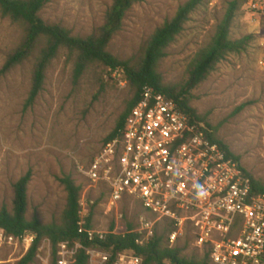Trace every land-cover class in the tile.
Listing matches in <instances>:
<instances>
[{
    "label": "rangeland",
    "instance_id": "obj_1",
    "mask_svg": "<svg viewBox=\"0 0 264 264\" xmlns=\"http://www.w3.org/2000/svg\"><path fill=\"white\" fill-rule=\"evenodd\" d=\"M187 0H141L125 14L122 27L110 40L107 51L122 61H131L153 30L170 19ZM219 0L200 7L183 32L168 48L158 65L163 83L177 84L185 78L188 64L206 46L222 18L226 4ZM232 21L233 39L250 37L246 49L229 54L193 91L190 106L204 126L213 129L239 165L264 184V0L243 2ZM111 0H50L39 12L46 24H59L72 36L86 37L102 24ZM22 36V28L0 16V68L7 54ZM76 56L60 49L45 74L43 90L31 107L24 108L33 58L0 76V209L11 211L14 184L30 173L25 218L42 224L57 222L65 205V191L59 179L70 176L75 185L88 189L91 225L106 230L114 214L103 215L105 191L93 186L78 172L104 145L132 89L122 73H109L99 64L89 65L75 79ZM121 225L136 226L139 206L125 200L119 206ZM171 228L166 222L155 226V234ZM169 244V243H168ZM37 252L46 264H54L43 239ZM170 246V244H169ZM183 248V255L202 256L205 249L194 245L193 228L186 224L171 245ZM50 250V249H49ZM18 248L0 249V264H16ZM32 264H43L36 256Z\"/></svg>",
    "mask_w": 264,
    "mask_h": 264
},
{
    "label": "built area",
    "instance_id": "obj_2",
    "mask_svg": "<svg viewBox=\"0 0 264 264\" xmlns=\"http://www.w3.org/2000/svg\"><path fill=\"white\" fill-rule=\"evenodd\" d=\"M205 130L174 101L145 87L120 134L86 166L77 167L85 180L104 188L103 215L114 214L113 225L106 230L86 226L93 202L87 197L88 189H82L78 231L89 242L108 233L132 232L137 235L135 244L143 246L154 236L155 226L166 222L172 227L171 246L189 224L194 245L208 251L209 264H264V193L252 190L239 165L206 139ZM125 200L136 203L142 212L131 230L121 225L118 212ZM35 240L36 233L30 230L13 236L0 229V249L18 248L24 256ZM38 247L35 256L46 264L48 259L40 257ZM80 248V242L59 243L54 264H73ZM86 252L87 264H105L110 257L97 247ZM141 263L132 251H123L111 264Z\"/></svg>",
    "mask_w": 264,
    "mask_h": 264
},
{
    "label": "trees",
    "instance_id": "obj_3",
    "mask_svg": "<svg viewBox=\"0 0 264 264\" xmlns=\"http://www.w3.org/2000/svg\"><path fill=\"white\" fill-rule=\"evenodd\" d=\"M50 0H0V16L11 24L22 28V36L16 46L7 54L0 68V76L9 73L24 62L33 58L30 76V87L24 102V108L31 107L43 90L45 74L51 62L56 58L60 49L64 48L69 54H75L76 62L74 78H79L83 71L91 64H99L109 73L120 72L128 86L132 89V97L125 104L124 110L117 118L112 131L104 139L107 143L117 137L122 131L125 121L141 99L143 89L150 88L161 94L166 99L174 101L180 111L191 122L202 123L190 106L192 91L215 70L216 66L226 60L229 54L244 51L250 37L233 39L230 36L232 21L245 3L239 0L227 2L222 18L215 26L214 33L209 43L200 49L187 66L185 78L177 84L163 83L158 72V65L167 55L168 48L183 32L190 16L209 0H187L180 5L175 14L161 25L156 27L140 49L139 55L133 60L122 61L107 51V46L112 37L121 30L125 14L141 0H111L103 20V24L94 33L86 37L72 36L70 31L59 24H46L39 16L41 9ZM204 131L210 143L217 144L228 157L238 165L239 159L234 156L228 147L219 140L208 125ZM240 170L252 190L264 193V184L254 180L240 165ZM30 173H26L14 184V199L11 211L0 209V229L8 235L18 236L26 230L36 233V240L17 261L16 264H32L39 243L46 239L49 241L53 260L56 247L64 241L80 242V248L73 264H87L86 249L97 247L109 254L105 264H111L117 253L132 251L142 259L141 264H209V253L205 249L202 256L191 258L183 255V248L169 246L168 234H154L150 241L138 246L135 244L136 234L128 232L121 235L108 233L102 240L87 241L84 234L78 231V201L82 188L75 185L70 176L59 179L65 191V205L57 222L42 224L37 218L26 220L27 187ZM91 210L86 226L91 227ZM113 224H111L112 226ZM131 230V226H128ZM55 261V260H54Z\"/></svg>",
    "mask_w": 264,
    "mask_h": 264
}]
</instances>
